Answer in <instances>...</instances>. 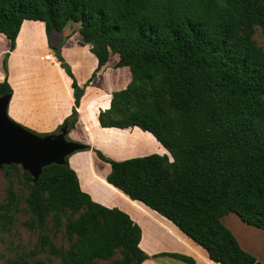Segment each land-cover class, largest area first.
<instances>
[{
  "label": "trees",
  "instance_id": "trees-1",
  "mask_svg": "<svg viewBox=\"0 0 264 264\" xmlns=\"http://www.w3.org/2000/svg\"><path fill=\"white\" fill-rule=\"evenodd\" d=\"M24 19L43 21L48 37L77 22L96 71L111 54L118 55L116 66L129 68V83L112 93L99 124L149 131L171 159L153 152L115 160L85 145L110 164L106 181L170 220L212 261L263 264L221 218L235 213L264 231V52L252 38L254 26L264 34V0H0V32L11 50ZM56 56L72 78L74 105L49 134L74 127L84 93L58 49ZM11 93L0 81V95ZM112 130L131 141L124 130ZM22 170L31 212L26 225L39 230L35 252L49 256L4 264H95L116 253L110 264H140L148 257L139 247L140 226L121 209L93 201L67 160L45 166L35 181ZM15 205L9 187L0 204L2 227ZM48 217L54 229L63 226L67 248L46 231ZM167 254L196 264L191 256Z\"/></svg>",
  "mask_w": 264,
  "mask_h": 264
},
{
  "label": "crops",
  "instance_id": "crops-1",
  "mask_svg": "<svg viewBox=\"0 0 264 264\" xmlns=\"http://www.w3.org/2000/svg\"><path fill=\"white\" fill-rule=\"evenodd\" d=\"M78 30L79 23L70 21L61 31H51L48 37L43 21L24 19L12 50L8 38L0 32V81L7 80L12 88L8 105L11 118L32 130L49 133L54 132L71 113L74 105L72 78L60 65L56 56L58 49L77 84L84 86L77 107V121L67 132L69 139L99 149L115 160L152 152L166 153L171 159L168 151L161 150L163 146L149 131L138 126L121 129L99 124V112L109 107L114 91L127 86L131 73L127 66L115 65L117 54H111L96 71L97 58L90 51V45L83 44ZM47 53H50V59L45 58ZM108 129L127 130L128 134L139 135L141 141L124 145L120 154L114 151L105 137ZM76 155L71 156L70 164L76 171L81 189L97 203L120 207L140 226L139 247L148 255L140 264H187L167 253L191 256L196 264H221L212 261L205 249L170 220L108 183L106 176L110 164L100 160L92 149L81 158H76ZM233 214L236 215L228 213L221 220L236 237L231 224L238 229L246 226L241 224L245 222L238 215L235 218Z\"/></svg>",
  "mask_w": 264,
  "mask_h": 264
},
{
  "label": "rangeland",
  "instance_id": "rangeland-1",
  "mask_svg": "<svg viewBox=\"0 0 264 264\" xmlns=\"http://www.w3.org/2000/svg\"><path fill=\"white\" fill-rule=\"evenodd\" d=\"M252 38L264 52V34L259 26H254ZM7 112L9 117L11 118L10 106L8 107ZM11 119L13 120V118ZM17 123L20 124L19 122ZM20 125L37 135L43 136L51 133H40L38 131L32 130V128H29L22 124ZM105 132V137L107 141L111 143V147L114 149L115 152H119L120 154H122L121 152L123 151L124 145H131V143L141 141L139 135L133 133L128 134L127 130L125 131V134L128 138L131 139V141L116 133L112 129H108ZM133 135H136L137 138H132ZM66 138L68 140H71L67 136ZM148 138L155 144V141H153L151 137L148 136ZM88 150L89 149H79L69 154L66 158L69 166L71 167V156L77 154L76 158H81L83 154ZM9 187H11L14 191L16 205L10 212L11 222H9L6 227H2L3 221H0V264H4L10 259L17 258H22L26 261H32L36 258H40L45 261L46 257L49 256L47 252H35L39 242V230L37 228H32L26 225V222L31 219V212L25 199L29 193V186L26 179L24 178L23 170L20 165L16 166L15 168L5 167L0 169V204H3L7 201ZM114 207L120 209V207L118 206ZM232 216L236 215L233 214ZM235 218L238 217L236 216ZM46 221V231L49 233L53 242L59 247L67 248L68 241L64 233L63 226H61L59 229H54L51 217H48ZM241 224L246 227L243 229H238L235 225L231 224V227L238 241L245 250L253 254L255 257H257L260 261L264 263V231L246 223ZM119 258L120 254L116 253L110 259L96 260L95 264H110L111 261ZM53 259L54 262L57 261V258Z\"/></svg>",
  "mask_w": 264,
  "mask_h": 264
},
{
  "label": "water",
  "instance_id": "water-1",
  "mask_svg": "<svg viewBox=\"0 0 264 264\" xmlns=\"http://www.w3.org/2000/svg\"><path fill=\"white\" fill-rule=\"evenodd\" d=\"M10 97L0 95V169L18 164L35 181L45 166L64 164L69 154L85 148V144L66 138L65 126L57 133L41 136L13 121L7 112Z\"/></svg>",
  "mask_w": 264,
  "mask_h": 264
},
{
  "label": "built area",
  "instance_id": "built-area-1",
  "mask_svg": "<svg viewBox=\"0 0 264 264\" xmlns=\"http://www.w3.org/2000/svg\"><path fill=\"white\" fill-rule=\"evenodd\" d=\"M45 58H46V59H50V53H47V54L45 55Z\"/></svg>",
  "mask_w": 264,
  "mask_h": 264
}]
</instances>
